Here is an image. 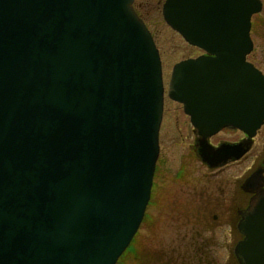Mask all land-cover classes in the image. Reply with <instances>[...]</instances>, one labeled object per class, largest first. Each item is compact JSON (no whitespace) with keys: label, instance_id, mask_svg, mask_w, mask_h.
I'll return each instance as SVG.
<instances>
[{"label":"water","instance_id":"95a60500","mask_svg":"<svg viewBox=\"0 0 264 264\" xmlns=\"http://www.w3.org/2000/svg\"><path fill=\"white\" fill-rule=\"evenodd\" d=\"M134 1L0 0V264H116L137 233L165 86ZM207 1L163 3L167 24L215 55L177 62L168 95L203 135L228 124L255 131L264 74L246 56L261 2L225 0L224 24L217 14L191 26L190 5L197 24ZM261 211L246 230L253 264H264Z\"/></svg>","mask_w":264,"mask_h":264},{"label":"flooded vegetation","instance_id":"af4514ba","mask_svg":"<svg viewBox=\"0 0 264 264\" xmlns=\"http://www.w3.org/2000/svg\"><path fill=\"white\" fill-rule=\"evenodd\" d=\"M260 2L261 9L251 16L253 48L246 59L264 74V0ZM233 7L235 13V1ZM205 9V20L198 19L195 24L192 19L199 8L190 5L191 26L208 28L212 23L210 19L215 21L217 14L223 15L225 23V0L221 3L208 0ZM139 15L147 24L145 18ZM152 34L157 44L153 31ZM186 42L192 50L184 59L215 56L199 45ZM159 52L162 60L160 48ZM181 112L185 117L183 120L180 119ZM165 118H168L167 123ZM164 137L175 141V144L181 143L184 149L177 168L171 174L168 159L162 158ZM159 144L147 208L153 205L175 212L170 219L173 239L169 245L159 241L160 248L155 249L153 254L144 251V264H149L148 256L159 260L157 264H253L246 257L254 251L249 249L248 241L252 237L246 230H252V217L264 209V122L255 131L228 124L216 132L203 135L192 116L185 112L184 105L171 98L168 89H165ZM153 196L156 200H151ZM147 208L138 231L148 229L151 224H148L152 218ZM208 230L212 231L211 236L204 235ZM132 242L133 239L130 245Z\"/></svg>","mask_w":264,"mask_h":264},{"label":"rangeland","instance_id":"374dc122","mask_svg":"<svg viewBox=\"0 0 264 264\" xmlns=\"http://www.w3.org/2000/svg\"><path fill=\"white\" fill-rule=\"evenodd\" d=\"M164 1L165 0H135L134 7L138 9L140 12L139 14L145 18L147 24L155 34L162 55L164 86L167 90L174 63L188 57L192 49L182 35L176 32L165 21L162 13ZM255 41L257 43L259 42L256 39ZM184 118V114L181 112L180 119L183 120ZM167 119L168 118H165L166 123ZM165 126L164 123V129ZM174 142L175 141H171L166 137L162 140V158L168 159V166L171 171L170 174L177 168L179 156L184 151L181 143L175 144ZM185 142L188 143V141ZM154 196L151 200H156ZM147 211L150 213L152 220L148 221V224L151 223L148 229H144L146 233L145 237L143 235L144 230L141 228L133 238L132 244L120 256L116 264H144V257L142 256L144 255V251H147L149 255L153 254L155 249L160 248L159 241H163L164 244L166 243L169 245L170 240L173 239V229L172 225H170V219L175 216V212L169 211V209L156 208L153 205H149ZM143 227L145 226L143 225ZM147 259V263L149 264H157L159 262L156 258L155 260L154 258L151 259V256H148ZM151 260L152 262H150Z\"/></svg>","mask_w":264,"mask_h":264},{"label":"clouds","instance_id":"9594fccd","mask_svg":"<svg viewBox=\"0 0 264 264\" xmlns=\"http://www.w3.org/2000/svg\"><path fill=\"white\" fill-rule=\"evenodd\" d=\"M205 236H211L212 235V231L211 230H208L204 233Z\"/></svg>","mask_w":264,"mask_h":264}]
</instances>
